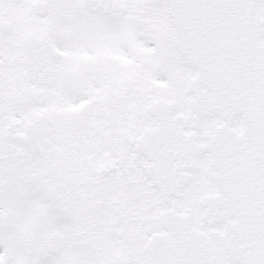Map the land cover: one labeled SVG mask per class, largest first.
Wrapping results in <instances>:
<instances>
[{"label": "snow or ice", "instance_id": "6c2138e0", "mask_svg": "<svg viewBox=\"0 0 264 264\" xmlns=\"http://www.w3.org/2000/svg\"><path fill=\"white\" fill-rule=\"evenodd\" d=\"M0 264H264V0H0Z\"/></svg>", "mask_w": 264, "mask_h": 264}]
</instances>
